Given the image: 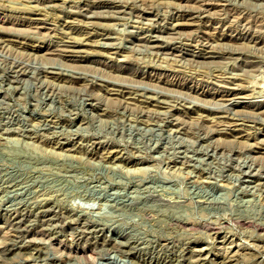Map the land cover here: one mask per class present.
Returning a JSON list of instances; mask_svg holds the SVG:
<instances>
[{"label":"rangeland","instance_id":"374dc122","mask_svg":"<svg viewBox=\"0 0 264 264\" xmlns=\"http://www.w3.org/2000/svg\"><path fill=\"white\" fill-rule=\"evenodd\" d=\"M224 255L264 264V0H0V264Z\"/></svg>","mask_w":264,"mask_h":264},{"label":"bare ground","instance_id":"6f19581e","mask_svg":"<svg viewBox=\"0 0 264 264\" xmlns=\"http://www.w3.org/2000/svg\"><path fill=\"white\" fill-rule=\"evenodd\" d=\"M166 246H168V245H166ZM31 247H32V245H31ZM172 247V246H171ZM36 248V247H35ZM162 248V247H161ZM26 249V248H25ZM166 250V249H165ZM29 251V250H28ZM175 252V251H174ZM192 252V251H191ZM186 255V254H185ZM232 255V254H231ZM183 257H185V256H183ZM200 257V256H199ZM223 257V256H222ZM204 257H202L201 259H199V262H202V259H203ZM232 258H233V256H232ZM196 259H198V258H196ZM195 259V260H196ZM220 258H218L217 260H219ZM204 260V259H203ZM225 260H227V261H229L228 259H227V257H225V255H224V258H223V260H219V264L220 263H222V264H230L229 262H226ZM156 261V260H155ZM162 262H164V263H166V264H186V261L185 260H181V261H177V262H175V261H172V259L170 260L169 258L167 259V258H162ZM188 262V261H187ZM191 262V261H190ZM190 262H188V263H190ZM194 262V261H193ZM205 262V261H204ZM216 262V261H215ZM197 263V262H196ZM217 263V264H218ZM233 264V263H232Z\"/></svg>","mask_w":264,"mask_h":264}]
</instances>
